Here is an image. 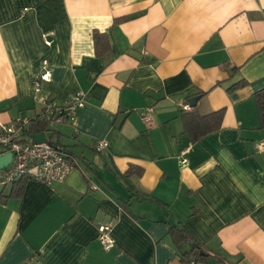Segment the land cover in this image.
Instances as JSON below:
<instances>
[{"label": "crops", "instance_id": "0c3cea01", "mask_svg": "<svg viewBox=\"0 0 264 264\" xmlns=\"http://www.w3.org/2000/svg\"><path fill=\"white\" fill-rule=\"evenodd\" d=\"M94 30L108 39L104 57ZM43 59L51 78L35 90ZM262 88L264 0H0V132L22 119V141L71 145L75 159L63 182L28 180L21 196L0 185V264H183L169 224L208 264H264ZM77 91L70 119L50 122L45 138L28 133L46 101L65 105ZM196 95L191 110L224 112L192 142L180 114ZM130 164L141 174L124 177Z\"/></svg>", "mask_w": 264, "mask_h": 264}, {"label": "built area", "instance_id": "2783aa9c", "mask_svg": "<svg viewBox=\"0 0 264 264\" xmlns=\"http://www.w3.org/2000/svg\"><path fill=\"white\" fill-rule=\"evenodd\" d=\"M50 33H44V43L51 47L54 39L50 38ZM51 78L49 62L43 59L39 71L33 79L35 90L39 89L42 81H48ZM84 93L77 91L74 93L67 104L57 105L52 101L44 103L40 118L50 122H62L70 119L74 111L82 106ZM184 111L191 110L188 103L181 105ZM145 123H150V116H142ZM26 121L18 119L16 123L3 126L0 132V155L7 152L11 153L10 162L0 169V185L6 186L12 184L20 178L34 180L51 185L54 182H63L73 168L75 159L68 148L58 142L44 140L22 141L20 136L21 128H24ZM107 147V141L104 139L96 140L94 148L102 153ZM259 150H264V140L257 143ZM185 163V159H181ZM98 240L105 249L114 244L113 237L110 234V226L103 224L98 226Z\"/></svg>", "mask_w": 264, "mask_h": 264}, {"label": "trees", "instance_id": "16d2710c", "mask_svg": "<svg viewBox=\"0 0 264 264\" xmlns=\"http://www.w3.org/2000/svg\"><path fill=\"white\" fill-rule=\"evenodd\" d=\"M128 16L118 17L114 19V23H119L127 20ZM93 41L95 55L104 57L108 54L109 42L105 33L98 30L93 31ZM235 70V67H233ZM246 81L240 79L233 83L228 90L233 91L237 88H241L245 85ZM257 111L259 115L260 128H264V88L258 90L254 94ZM223 109H219L207 114H201L195 109L191 111L181 112V120L183 124L184 132L188 134L190 140L195 142L205 136L206 134L217 130L221 127ZM50 121L37 117L36 119L29 120L28 133H40L49 130ZM49 141H53L48 139ZM142 169L134 164H130L128 169L123 173L124 177H130L134 174L140 175ZM28 181L26 178H20L11 184L10 194L11 196H21L24 184ZM120 206L127 210V200L119 199ZM169 234L173 239L175 246L177 247V255L183 264H208V258L210 254L206 249L199 244L192 235L181 225L169 224ZM188 245V248L185 246Z\"/></svg>", "mask_w": 264, "mask_h": 264}, {"label": "water", "instance_id": "95a60500", "mask_svg": "<svg viewBox=\"0 0 264 264\" xmlns=\"http://www.w3.org/2000/svg\"><path fill=\"white\" fill-rule=\"evenodd\" d=\"M199 95L188 98L190 106H194L195 102L198 100ZM11 160V153L7 152L3 155H0V169L7 165Z\"/></svg>", "mask_w": 264, "mask_h": 264}, {"label": "rangeland", "instance_id": "374dc122", "mask_svg": "<svg viewBox=\"0 0 264 264\" xmlns=\"http://www.w3.org/2000/svg\"><path fill=\"white\" fill-rule=\"evenodd\" d=\"M45 135H46V133H39V134L36 135V136H37L36 138H37V139H39V138L42 139V138H45ZM68 147L71 148V145H69ZM68 147H67V148H68ZM69 148H68V151L70 152V149H69ZM72 148H73V146H72ZM73 152H74L75 154H77L76 152H78V151L75 150V149H73ZM77 155H78V154H77ZM79 155H80V154H79ZM77 161H78V159H77ZM73 166H74V164H73ZM72 169H73V168H72Z\"/></svg>", "mask_w": 264, "mask_h": 264}]
</instances>
